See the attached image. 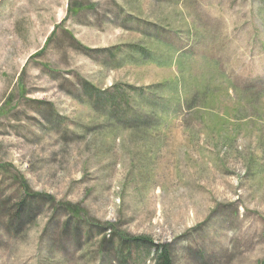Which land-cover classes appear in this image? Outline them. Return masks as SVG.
I'll return each instance as SVG.
<instances>
[{
	"label": "rangeland",
	"instance_id": "1",
	"mask_svg": "<svg viewBox=\"0 0 264 264\" xmlns=\"http://www.w3.org/2000/svg\"><path fill=\"white\" fill-rule=\"evenodd\" d=\"M163 247L264 264V0H0V264Z\"/></svg>",
	"mask_w": 264,
	"mask_h": 264
},
{
	"label": "trees",
	"instance_id": "2",
	"mask_svg": "<svg viewBox=\"0 0 264 264\" xmlns=\"http://www.w3.org/2000/svg\"><path fill=\"white\" fill-rule=\"evenodd\" d=\"M147 54L148 55L143 57V59H150V60H152L154 62L155 61L154 55L150 51H147ZM158 62H160V61H156V63L158 65H160V63H158ZM115 98H117L116 100H117V103H118L119 106L122 105V104H130V101H129V98L127 97V95H122L120 93L119 95H117V97L115 96ZM24 181H23V186L25 187L26 191H29V186H26L24 184ZM35 193L36 194H34V196H39L40 195L37 192H35ZM59 207L63 208V205L61 204ZM72 212H74V214H75L74 218L76 219V221H85V216L82 215L80 210L73 209ZM90 225L92 226L93 229L102 227L96 222H92V223H90ZM107 227L108 226H106L105 228H107ZM110 237H111V235H110ZM127 237L128 236L125 235V234H121L119 236V238L121 239L122 242L123 241H127L128 240ZM129 238H132V240L134 242H136V243H142V244H145V245L151 244L150 238H146V237H142V236H140V237H129ZM157 259H158V264H173L172 257H171V252L166 247H163V248H161V249H159L157 251Z\"/></svg>",
	"mask_w": 264,
	"mask_h": 264
}]
</instances>
